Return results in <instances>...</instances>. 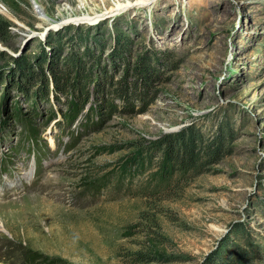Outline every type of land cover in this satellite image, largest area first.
<instances>
[{"label": "rangeland", "instance_id": "374dc122", "mask_svg": "<svg viewBox=\"0 0 264 264\" xmlns=\"http://www.w3.org/2000/svg\"><path fill=\"white\" fill-rule=\"evenodd\" d=\"M0 264H264V0H0Z\"/></svg>", "mask_w": 264, "mask_h": 264}, {"label": "trees", "instance_id": "16d2710c", "mask_svg": "<svg viewBox=\"0 0 264 264\" xmlns=\"http://www.w3.org/2000/svg\"><path fill=\"white\" fill-rule=\"evenodd\" d=\"M52 74L55 81H57L59 78H63V79L65 78L64 80L65 83L68 82L67 77L68 75H70L68 73L66 74L65 72H58L57 75L53 72ZM136 81L132 82L134 86H135L134 83ZM124 91L125 90L123 89V91L121 92L123 93ZM168 139L164 140L163 144L165 145L164 146L165 153H163L164 157H162L161 160L159 161V168L161 173L159 172L157 176L160 177V179L162 178L167 179L168 176L172 173V171L176 168L186 169L187 167L190 166L189 163H193L194 160L193 140L187 139L185 141V139H182L181 141L177 142V145H175L176 143H173ZM179 154H184L185 156L187 155L190 161L187 163V161H185L184 158L179 157ZM134 158H133L135 160L134 168L140 169L141 165H143V163L145 162L144 157L141 156V153H138V155L135 156Z\"/></svg>", "mask_w": 264, "mask_h": 264}]
</instances>
